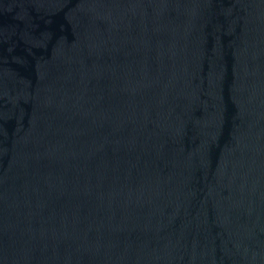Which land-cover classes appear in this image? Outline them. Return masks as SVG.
<instances>
[{
    "label": "water",
    "instance_id": "obj_1",
    "mask_svg": "<svg viewBox=\"0 0 264 264\" xmlns=\"http://www.w3.org/2000/svg\"><path fill=\"white\" fill-rule=\"evenodd\" d=\"M0 264H264V0H0Z\"/></svg>",
    "mask_w": 264,
    "mask_h": 264
}]
</instances>
